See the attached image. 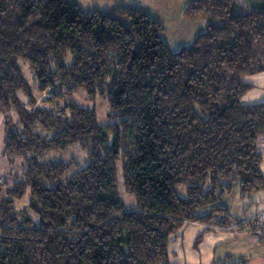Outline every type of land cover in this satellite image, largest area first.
<instances>
[{"label":"trees","instance_id":"16d2710c","mask_svg":"<svg viewBox=\"0 0 264 264\" xmlns=\"http://www.w3.org/2000/svg\"><path fill=\"white\" fill-rule=\"evenodd\" d=\"M184 16L207 24L173 52L137 8L0 0L5 152L26 165L12 184L0 181V264H171V237L186 223L239 222L222 203L234 185L242 197L264 191V103H241L244 78L264 71L247 36L264 54V6L192 0ZM78 91L107 101L108 124L64 100ZM70 146L85 152L83 166L36 159ZM118 164L132 208L116 195ZM26 193L27 208L14 207Z\"/></svg>","mask_w":264,"mask_h":264},{"label":"rangeland","instance_id":"374dc122","mask_svg":"<svg viewBox=\"0 0 264 264\" xmlns=\"http://www.w3.org/2000/svg\"><path fill=\"white\" fill-rule=\"evenodd\" d=\"M76 4L80 10L84 12H92L97 11L100 13H111L114 9L107 8L108 2L115 4L118 7H131L137 8L149 16L156 19L164 28L161 33V40L163 42L170 43L176 45L181 42H186L190 39V33H200L204 31V27L201 29L199 26V21H204L207 24V20L205 18H197L196 22H190L184 16V9L189 2L192 0H68ZM241 6L244 8H260L264 6V0H236ZM193 23V24H191ZM190 25H193L190 27ZM248 38L252 41L253 45V53L257 60H259L258 65H264V54L259 46V44L253 40L251 34L247 33ZM191 44V43H190ZM189 44V45H190ZM188 46V45H187ZM186 47V46H185ZM174 52L173 47L170 49ZM179 50V49H177ZM19 67L22 71V75L24 80L29 86L30 94L32 96L37 97L36 86L33 80V74L31 70L28 68V64L26 61L20 60ZM50 91H46L42 93L39 97V101L46 100L50 97ZM20 101L22 104L26 100V96L23 93L18 94ZM64 100H71L80 108H89L94 109L97 117V122L99 124H108L109 121L106 117L109 109L108 104L105 99L96 96L94 98L88 97L83 91H78L76 93L71 94L70 96H65ZM9 118L11 126H14L17 123V116L15 111H10L7 115ZM9 128L4 115L0 113V181L5 182L8 185L12 184L16 178H20L22 172L25 170V162L23 157H11L5 152L4 138L6 134V130ZM36 159L38 161H68L70 159H74L80 165H84L87 162L86 154L82 151L78 146H70L65 151L61 152H48L44 153L40 156H37ZM116 195L118 200L124 205L125 208H132L135 206V198L127 194L124 190L122 183V175L119 164L117 165L116 170ZM237 186H233L232 192L229 194V200L232 202H236L238 200L237 196ZM29 203V193L19 201H16L14 207L16 208H27ZM30 217L33 216L32 212L29 209L23 210ZM234 229L240 226L241 221L238 223H234ZM211 230H219L224 227H218L216 225H206ZM230 226V225H229ZM253 239L252 236H248Z\"/></svg>","mask_w":264,"mask_h":264},{"label":"crops","instance_id":"0c3cea01","mask_svg":"<svg viewBox=\"0 0 264 264\" xmlns=\"http://www.w3.org/2000/svg\"><path fill=\"white\" fill-rule=\"evenodd\" d=\"M106 4L110 9L119 8L111 2ZM190 22L196 21L194 19ZM198 23L201 29L205 28L204 21ZM189 33L188 41L171 44L174 51L189 45L200 34ZM168 46L171 49L170 43ZM244 82L250 85L251 89L243 95L241 103L243 105L264 103V71L246 76ZM259 151L262 153L259 169L264 176V138L261 139ZM237 196L236 202L230 201L229 195L222 202L232 217L243 221L249 216L264 212V191L245 197L240 196L237 191ZM234 225L233 223L223 229L211 230L205 224L186 223L171 237L168 246L171 264H264V245L259 243L258 237L248 229V224L242 223L236 229ZM249 235L253 239L248 237ZM198 238L199 241L196 242Z\"/></svg>","mask_w":264,"mask_h":264},{"label":"built area","instance_id":"2783aa9c","mask_svg":"<svg viewBox=\"0 0 264 264\" xmlns=\"http://www.w3.org/2000/svg\"><path fill=\"white\" fill-rule=\"evenodd\" d=\"M242 223L258 237L259 243L264 245V212L256 213L247 217Z\"/></svg>","mask_w":264,"mask_h":264}]
</instances>
